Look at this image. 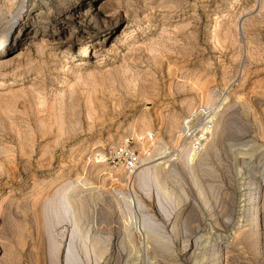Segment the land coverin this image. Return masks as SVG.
Returning a JSON list of instances; mask_svg holds the SVG:
<instances>
[{"label":"rangeland","instance_id":"374dc122","mask_svg":"<svg viewBox=\"0 0 264 264\" xmlns=\"http://www.w3.org/2000/svg\"><path fill=\"white\" fill-rule=\"evenodd\" d=\"M0 20V264H69L73 209L108 249L76 237L78 264H264V0H0Z\"/></svg>","mask_w":264,"mask_h":264},{"label":"bare ground","instance_id":"6f19581e","mask_svg":"<svg viewBox=\"0 0 264 264\" xmlns=\"http://www.w3.org/2000/svg\"><path fill=\"white\" fill-rule=\"evenodd\" d=\"M101 5V4H100ZM99 5V6H100ZM103 5V4H102ZM85 5H82V6H80V7H77L76 8V12L75 13H80V9L82 8V7H84ZM101 7H99V9H100ZM103 8V7H102ZM84 11V10H83ZM97 12V11H96ZM27 13V12H26ZM82 13V12H81ZM86 13H88V12H86ZM79 15V14H78ZM84 16V15H83ZM3 22H2V20H0V47H2V45H5L6 44V42H7V37H8V32H6V33H2L1 32V30H2V28H3ZM9 45H10V43H9ZM11 47H9V49H10ZM82 50V49H81ZM38 51V50H37ZM1 84V83H0ZM194 157H196V154H192L191 155V160L194 158ZM190 158V157H189ZM160 172V171H159ZM262 175V174H261ZM264 174L262 175V177H261V179H260V182H259V184H258V191L259 190H262L264 187ZM262 192V191H261ZM258 193V192H257ZM131 195V194H130ZM246 196V195H245ZM64 197V196H63ZM63 197H62V199H63ZM131 201H130V209L132 210V213H131V217H133V215H134V218H136V216H135V214H137V212L138 211H140L141 209H140V203L138 202V201H136V199H134V196H133V194L131 195ZM77 199H75V197H74V195H73V193H70L69 195H67V196H65L64 197V200H63V202L65 203V205L67 206V207H69V211H71V207L70 206H72V205H74V204H76L77 203ZM243 207L245 206V204L244 205H242ZM143 209V208H142ZM71 213H72V215H70V217H71V221H72V223H73V228H72V230H71V233H70V235H69V240H68V243H67V247H68V255L66 256V261H68V259H69V264H78V250L76 249L77 248V243H76V241H75V239H76V237H78L79 239H81V247H84V249H86L85 250V253L84 254H87L88 255V253H90L92 256H93V259L95 260V262H97V261H100L101 259H103L104 258V255H106V253H107V251H108V249H105L104 247H102V245L97 241V240H95V238H93V239H91V243H89V248L88 249H91L90 250V252H88L89 250L87 249V244L85 243V242H83V241H85V237H83V235H81V231L83 230V227H82V223H81V221H83L84 222V219H83V217H82V215H81V213H83V211H79V213L77 212V211H75V209H73V211H71ZM79 223H81V225H79ZM79 225V226H78ZM151 225V224H150ZM80 229H81V231H80ZM84 235H89V229L84 233ZM89 239H90V237H87V241H89ZM83 240V241H82ZM77 242H79L78 240H77ZM148 242V241H147ZM146 242V243H147ZM223 246V245H222ZM143 253L145 254V255H148V250L147 249H145L144 251H143ZM140 258V257H139ZM130 260V258L128 257L127 259H126V264H134V262H132V263H128V261ZM138 260L139 259H137L136 261H137V263H138ZM116 261V260H115ZM140 262V261H139ZM142 264H156L155 262H153V261H151L150 259H147V260H145L144 259V261L143 262H141ZM105 264H115V262L113 261V259H111V258H109L108 260H107V262L105 263ZM139 264V263H138Z\"/></svg>","mask_w":264,"mask_h":264},{"label":"built area","instance_id":"2783aa9c","mask_svg":"<svg viewBox=\"0 0 264 264\" xmlns=\"http://www.w3.org/2000/svg\"><path fill=\"white\" fill-rule=\"evenodd\" d=\"M213 126V110L197 108L182 121L178 132L182 143L187 144L190 153L199 154L208 141ZM151 138V137H150ZM138 155L131 150L125 152V168L133 170L138 163Z\"/></svg>","mask_w":264,"mask_h":264}]
</instances>
